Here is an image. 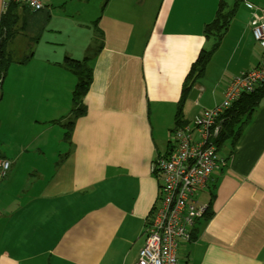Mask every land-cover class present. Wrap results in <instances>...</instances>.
I'll return each mask as SVG.
<instances>
[{"label": "crops", "instance_id": "crops-1", "mask_svg": "<svg viewBox=\"0 0 264 264\" xmlns=\"http://www.w3.org/2000/svg\"><path fill=\"white\" fill-rule=\"evenodd\" d=\"M42 1L40 12L17 8L20 33L0 84V160L11 163L0 181V264H136L161 182L151 164L168 152L177 120L191 123L217 106L231 78L261 63L242 5L264 10V0H225L233 14L218 39L203 34L218 0H159L136 21L128 0H106L78 54L40 40L52 18L65 22L92 0ZM215 43L177 118L191 64ZM66 57L88 59L92 81L85 114L61 138L64 157L52 152V169L43 171L33 160L44 156L54 127L63 129L53 122L70 117L76 81L62 66ZM225 146V166L201 191L211 215L196 222L191 240H179L177 264H264V98Z\"/></svg>", "mask_w": 264, "mask_h": 264}, {"label": "built area", "instance_id": "built-area-1", "mask_svg": "<svg viewBox=\"0 0 264 264\" xmlns=\"http://www.w3.org/2000/svg\"><path fill=\"white\" fill-rule=\"evenodd\" d=\"M16 3L31 12L42 11V0H1L2 14L8 4ZM250 13V31L264 51V10L243 4ZM264 83V58L252 69L231 78L223 90L222 101L210 110H202L191 123L175 126L169 135L168 152L158 155L151 164L152 173L160 178L158 196L144 228V243L136 264H177L179 240H191L196 222L203 218L208 206L198 202L214 171L225 166L218 155L214 138L222 114L243 94L253 92ZM8 160H0V181L10 169Z\"/></svg>", "mask_w": 264, "mask_h": 264}, {"label": "trees", "instance_id": "trees-1", "mask_svg": "<svg viewBox=\"0 0 264 264\" xmlns=\"http://www.w3.org/2000/svg\"><path fill=\"white\" fill-rule=\"evenodd\" d=\"M238 2L239 0H236L235 6ZM18 7L30 11L24 6L10 3L0 16V84L6 75L8 67L13 63L12 56L7 51V47L14 40L15 36L20 33V29L18 28V16L16 14ZM226 7L225 0H218V7L214 19L206 24L203 29V34L206 38L216 37V39H218L228 26L230 17L233 14V9L229 10L226 9ZM216 47L217 44L215 43L209 51L202 50L196 60L191 64L184 79L180 98L177 103V118L180 116L182 105L189 89L196 80L203 75L205 67ZM27 59L25 61H27ZM25 61L17 63H25ZM62 66L66 71L70 72L76 80L71 94L70 117L65 123H61L59 120L53 122L64 129L63 139L67 141L73 129L74 122L85 114L83 98L92 81V69L88 59L75 61L66 57L62 61ZM263 98L264 83L257 86L253 92L243 94L222 114L217 122L220 126L219 133L213 140L217 151L225 144H234ZM181 124L182 123L177 120L176 126H180ZM210 215L209 212H206L203 218H209ZM193 233L194 231L191 234V239L194 236Z\"/></svg>", "mask_w": 264, "mask_h": 264}, {"label": "rangeland", "instance_id": "rangeland-1", "mask_svg": "<svg viewBox=\"0 0 264 264\" xmlns=\"http://www.w3.org/2000/svg\"><path fill=\"white\" fill-rule=\"evenodd\" d=\"M58 1L59 3L63 2V0H58ZM81 1L82 0H72V2L76 4L78 3V6L82 3ZM105 1L106 0H97V5H96V0H92L93 4H89V6L86 5L85 7L83 6V8L80 9V13L78 15L74 14L73 12L74 9H71L70 14H66L67 21L65 22L62 20H58L56 17L52 18L42 34L40 40L41 44L47 42L55 43L56 45H62L66 47L68 51L69 50L72 51L73 54H78V47L85 41L89 40V36L94 31V25L92 22L96 21L97 17L100 16L102 9L104 8ZM229 1L230 0H227V2ZM158 2L159 0H128L129 10L130 13L132 14L131 16L132 21H136L141 16V15L134 16V14L139 12V10L141 9H146L151 12L155 11L157 9ZM78 8L76 10H78ZM54 10L56 11L58 9H54ZM107 12H108L107 14H111V11L109 9L107 10ZM62 16L63 15H60V17ZM150 16L152 15L147 16L148 20ZM78 23H80V25H78ZM12 48L14 49V53H17L16 55L14 54V59L17 60L21 59L20 58L21 55L18 52L21 50L22 45L19 44V41H15L12 45ZM36 55L37 53L35 54V56ZM6 91H7V87H6ZM10 98L12 100L15 99V97L13 96ZM13 104L14 102L12 101V103L9 105H13ZM63 133H64L63 129H58L57 127H54V132L52 134H49L51 136L48 138V145L46 146L47 148H44L43 150L45 151L44 156L40 157L39 159L37 158L36 160H33L34 166L42 169L43 171H48L52 169V163H53L51 158L52 152L59 151L60 157L62 158L64 157L67 151V143L65 141H61V138L63 139L62 137ZM9 135L13 136L12 133H7V136ZM225 145H223L218 151L219 156L224 155L226 150ZM35 177L36 176H34V178ZM203 195L206 196L204 193H201L198 198L201 204L203 203L201 201Z\"/></svg>", "mask_w": 264, "mask_h": 264}]
</instances>
